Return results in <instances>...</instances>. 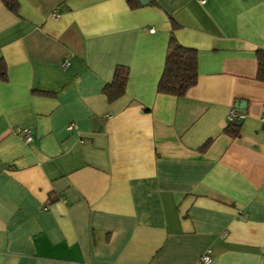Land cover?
<instances>
[{"label": "crops", "instance_id": "0c3cea01", "mask_svg": "<svg viewBox=\"0 0 264 264\" xmlns=\"http://www.w3.org/2000/svg\"><path fill=\"white\" fill-rule=\"evenodd\" d=\"M16 1L0 0V264H264V0ZM171 34L197 52L182 97L157 93Z\"/></svg>", "mask_w": 264, "mask_h": 264}, {"label": "trees", "instance_id": "16d2710c", "mask_svg": "<svg viewBox=\"0 0 264 264\" xmlns=\"http://www.w3.org/2000/svg\"><path fill=\"white\" fill-rule=\"evenodd\" d=\"M3 5L11 12L17 13L18 2L16 0H1ZM128 7L131 9L141 6L137 0H126ZM150 5H155L149 0ZM177 25L172 21V30ZM257 73L256 80L264 83V50L256 51ZM6 79V69L4 62L0 59V80ZM127 80V69L117 67L113 80L108 84L103 93L109 102L116 100L124 94L125 84ZM197 80V52L193 49L181 46L171 34L167 55L165 58L164 69L157 84V93L182 97L185 93L196 84ZM223 132L232 138L239 136V126L229 123ZM207 144L203 145V150Z\"/></svg>", "mask_w": 264, "mask_h": 264}, {"label": "built area", "instance_id": "2783aa9c", "mask_svg": "<svg viewBox=\"0 0 264 264\" xmlns=\"http://www.w3.org/2000/svg\"><path fill=\"white\" fill-rule=\"evenodd\" d=\"M200 4H204L206 0H197ZM66 66V63L63 64V67ZM245 118V115L242 114L236 107H232L229 110L227 119L229 123H236L238 121H241ZM69 129H71V126H69ZM15 133L20 135V138L22 141L26 144L32 142V135H31V130L29 128H21L18 127L15 129ZM211 261V257L208 254L203 255L200 258V264H208Z\"/></svg>", "mask_w": 264, "mask_h": 264}, {"label": "water", "instance_id": "95a60500", "mask_svg": "<svg viewBox=\"0 0 264 264\" xmlns=\"http://www.w3.org/2000/svg\"><path fill=\"white\" fill-rule=\"evenodd\" d=\"M142 6H147L149 4V0H137ZM242 103H240L241 105Z\"/></svg>", "mask_w": 264, "mask_h": 264}]
</instances>
